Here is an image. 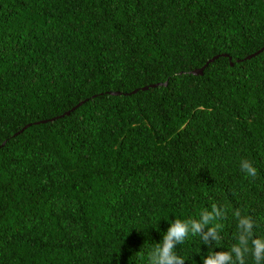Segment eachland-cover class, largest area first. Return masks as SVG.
Returning <instances> with one entry per match:
<instances>
[{"label": "trees", "instance_id": "1", "mask_svg": "<svg viewBox=\"0 0 264 264\" xmlns=\"http://www.w3.org/2000/svg\"><path fill=\"white\" fill-rule=\"evenodd\" d=\"M263 45L264 0H0V264H149L177 220L180 264H264Z\"/></svg>", "mask_w": 264, "mask_h": 264}, {"label": "clouds", "instance_id": "2", "mask_svg": "<svg viewBox=\"0 0 264 264\" xmlns=\"http://www.w3.org/2000/svg\"><path fill=\"white\" fill-rule=\"evenodd\" d=\"M248 170V174L250 176L256 175V169L251 167L249 164L245 163L243 165ZM207 217H205V221L207 222ZM242 223L247 224V221H242ZM197 228L199 225L196 226ZM187 231L186 225L180 223L179 220L169 229L167 235L164 238V245L163 248L160 249V247L156 246V251L153 256L149 258V264H180V258H178L173 253V244L175 242L182 243L185 237ZM256 248H255V255L258 257L260 254L261 247H264L260 245L259 241L255 242ZM219 260L226 259L225 256L221 255L218 257ZM207 264H214L213 261H208Z\"/></svg>", "mask_w": 264, "mask_h": 264}, {"label": "water", "instance_id": "3", "mask_svg": "<svg viewBox=\"0 0 264 264\" xmlns=\"http://www.w3.org/2000/svg\"><path fill=\"white\" fill-rule=\"evenodd\" d=\"M262 49H264V45H263L260 49H258L257 51H255L254 53H252V54H250V55H247L246 58H249V57L253 56V55L256 54L257 52L261 51ZM213 58H214V56H213L212 58H210L208 61H211ZM203 66H204V65H203ZM203 66H201V67H199V68L192 69L191 71H189V73H190V74H194V75H196V74H200V73L202 72ZM156 85H159V83L154 84V85H151V86H156ZM142 89H146V87H142ZM132 92H134V91H132ZM112 94H117V92H114V93H112ZM78 104H79V103H78ZM78 104H76L75 106H77ZM73 108H74V107H72V109H73ZM68 112H69V111H66V112H64L63 114H68ZM63 114H61L60 116H62Z\"/></svg>", "mask_w": 264, "mask_h": 264}]
</instances>
